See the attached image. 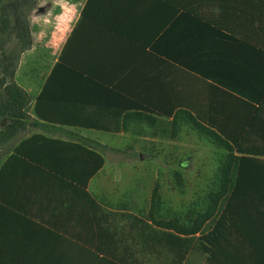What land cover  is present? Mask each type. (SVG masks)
I'll return each mask as SVG.
<instances>
[{"label": "crops", "instance_id": "crops-1", "mask_svg": "<svg viewBox=\"0 0 264 264\" xmlns=\"http://www.w3.org/2000/svg\"><path fill=\"white\" fill-rule=\"evenodd\" d=\"M30 24L15 74L28 119L0 143V264H132L93 187L104 167L80 182L87 150L122 151L107 137L154 145L142 112L237 131L264 89V0H40ZM11 121L0 115V130ZM232 244L238 264H264Z\"/></svg>", "mask_w": 264, "mask_h": 264}, {"label": "trees", "instance_id": "trees-1", "mask_svg": "<svg viewBox=\"0 0 264 264\" xmlns=\"http://www.w3.org/2000/svg\"><path fill=\"white\" fill-rule=\"evenodd\" d=\"M39 2L0 0V115L12 119L5 130H0V143L12 138L15 126L17 129L24 125L22 118L28 119L31 97L16 82L15 74L21 55L32 46L30 16L39 9ZM247 96L256 102L248 104L246 118L239 121V129L232 132L211 127L186 110L178 111L171 121L161 124L149 112L137 113L139 120L156 128V133L176 138L183 127H188L221 150L214 185L203 204L191 209L184 217H158V186L153 191L150 220L164 230L167 246L181 258L191 248V238L198 234L214 264L239 263L235 256L237 246L232 244L229 248L225 245L236 239L249 243L256 255L264 254V89L257 96ZM87 151L88 170L80 181L84 188L106 162L103 151ZM10 152L1 153L2 158ZM16 152L23 153L18 149ZM14 156L15 153L9 155L2 169Z\"/></svg>", "mask_w": 264, "mask_h": 264}, {"label": "rangeland", "instance_id": "rangeland-1", "mask_svg": "<svg viewBox=\"0 0 264 264\" xmlns=\"http://www.w3.org/2000/svg\"><path fill=\"white\" fill-rule=\"evenodd\" d=\"M148 137L156 140L154 145L143 140L145 145L140 146L142 140L135 136L107 137L122 151L105 152V166L93 185L102 206L115 216L111 222L122 227L117 244L132 249L133 253L128 252L133 254L132 264H214L199 234L191 238V248L183 258L177 255L149 212L157 186L158 217H184L201 206L215 183L221 150L188 127L173 139L160 133Z\"/></svg>", "mask_w": 264, "mask_h": 264}]
</instances>
